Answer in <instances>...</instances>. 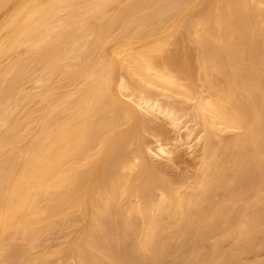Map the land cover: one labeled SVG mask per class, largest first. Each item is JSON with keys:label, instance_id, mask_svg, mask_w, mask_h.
Returning <instances> with one entry per match:
<instances>
[{"label": "bare ground", "instance_id": "1", "mask_svg": "<svg viewBox=\"0 0 264 264\" xmlns=\"http://www.w3.org/2000/svg\"><path fill=\"white\" fill-rule=\"evenodd\" d=\"M0 11V264H264V0ZM181 31L196 36L202 80ZM142 110L175 135L153 126V149ZM184 142L200 147L196 170L166 174L151 153L181 161Z\"/></svg>", "mask_w": 264, "mask_h": 264}, {"label": "rangeland", "instance_id": "2", "mask_svg": "<svg viewBox=\"0 0 264 264\" xmlns=\"http://www.w3.org/2000/svg\"><path fill=\"white\" fill-rule=\"evenodd\" d=\"M4 14H5V12L4 11H0V19L4 16ZM183 30V29H182ZM184 31V30H183ZM182 32V31H181ZM183 34L184 35H186V33L185 32H182V36L181 37H184V38H181L180 39V41L181 42H179V43H181V45L180 46H182V48L183 49H186V50H188V51H190V54L192 55V57H193V59H198V61H195V60H193V62H194V71H195V73H194V76H196V74H197V68H198V66H196V65H198V64H200V62H201V60H200V58H201V54H199L201 51V49L200 48H198V47H196L195 46V44H196V36H194V34H187L188 36L187 37H185V36H183ZM181 35V34H180ZM191 35V36H190ZM195 43V44H194ZM174 45V43H169V44H167V48H166V45H165V48H166V52H165V50H163L160 54H162V55H160L159 54V56L161 57V56H163V54H164V56H166V55H169L170 53H172L173 52V48H175V46L176 45ZM197 45V44H196ZM169 46V47H168ZM164 48V49H165ZM168 50V51H167ZM200 51V52H199ZM165 52V53H164ZM166 54V55H165ZM199 55V56H198ZM200 57V58H199ZM195 62H197L196 64H195ZM200 68V67H199ZM199 70V69H198ZM197 75H199V77H200V79H201V76H202V74H201V72H200V70L198 71V74ZM199 77H197V79H194V81H193V83H192V85H193V87H194V89H195V91H196V87H197V85L195 86L194 84L196 83V84H198V82L200 81H198V78ZM195 78V77H194ZM183 79V80H182ZM179 80L181 81V84H183V82H186V81H188L187 80V78L185 79V78H179ZM202 80V79H201ZM180 81H179V83H180ZM190 81V80H189ZM198 81V82H197ZM190 82H188V84H189ZM185 84V83H184ZM183 84V85H184ZM187 84V83H186ZM199 89H201V91H203L202 93H201V91L200 92H198L197 94H199L200 96H197V97H200L202 100L203 99H208L209 98V95H210V93H209V90L205 87V85H204V82L203 81H201V82H199ZM199 89H197V90H199ZM155 90L156 91H159L158 90V88L156 87L155 88ZM165 92H168L169 94H172V93H170L171 91H165ZM201 93V94H200ZM176 95V96H175ZM202 95V96H201ZM205 95V96H204ZM172 96H173V98H174V100H178V101H184V99L186 100V98H188V97H186L185 95H180V94H178V93H173L172 94ZM185 98H184V97ZM121 97H123V99L124 100H127V101H130L128 98H126V97H124V96H121ZM190 99V101L187 99V102H189V104H191V102L194 104L195 102H196V97H195V99L194 98H189ZM193 100L195 101V102H193ZM178 101H176L177 102V104L179 103V105L180 104H183V107L186 105V107L189 109V110H194V108H195V106H193L192 104L191 105H188L187 104V102H185V104L183 103V102H178ZM189 106H192V108H190ZM196 109V108H195ZM188 110V111H189ZM142 112V116H143V118L146 120L147 118H148V122L150 123L149 125H151L150 127H151V129L152 130H149L148 129V131H146V132H144V135H146L145 137H146V140L147 141H149V143L151 144V146H152V148L154 149L155 147V144H156V135H155V133H157V131H158V128L160 127V126H163V128H161L160 130H165L166 132H168V134L170 135V136H174L175 134H172V133H175V127L173 128V126L171 125V124H169L168 122H165L164 120L165 119H163V118H161V117H155V115H152V114H149L148 112H146V111H141ZM146 113V114H145ZM149 119H151V120H149ZM187 118L186 117H184V121L186 120ZM147 122V123H148ZM189 124L191 123V122H188ZM166 126H165V125ZM155 125H157L158 126V128H157V126H155ZM153 126H154V128H157V131L154 129L153 130ZM166 127V128H165ZM166 129H168V130H166ZM170 130V131H169ZM237 131L238 130H240V129H236ZM236 130H225V131H223V132H221V135H223L224 137H227V138H230V137H233L234 136V134L237 132ZM150 132H152V133H150ZM148 135V136H147ZM229 136V137H228ZM148 137V138H147ZM132 143V144H131ZM185 143V142H184ZM182 143L179 147L180 148H178V153H180L179 155H180V158H181V161L180 160H176V161H172V160H170L166 155H162V154H154V153H151V156H152V158H153V160L155 161L156 160V163L157 164H160L164 169H165V171L167 172L166 174H171V173H184V172H186V170L188 169V171H187V173L188 172H190V171H194V170H196L195 168L197 167L196 165H198V162H197V160H200V156L197 154V153H199V151H197V149H199L200 147H194V148H189V146H188V144L187 143ZM128 148H130V149H133L134 147H135V138H134V140H133V138L131 139V141H129V143H128ZM186 148V149H185ZM192 149V150H191ZM193 152V153H192ZM177 153V154H178ZM153 154V155H152ZM183 155V156H182ZM197 155V156H196ZM193 157V158H192ZM196 158H198V159H196ZM183 159V160H182ZM179 162L178 164L176 163V162ZM182 161H184V162H182ZM193 162L194 163H196L195 165L193 164ZM192 164V165H191ZM194 166V167H193ZM196 166V167H195ZM176 171V172H175ZM193 173V172H192ZM189 174V173H188ZM191 174V173H190ZM184 185V184H183ZM182 185V187L184 188L186 185H184L183 186ZM61 236V237H60ZM60 237V238H59ZM62 237H64L62 234H59L58 235V237L56 236V238H54L53 240L52 239H50V241H52L51 243H54V242H58L59 241V239H60V241H64L65 240V237L64 238H62ZM59 238V239H58ZM61 238H62V240H61ZM209 238V237H208ZM208 238H206L205 240H202V241H200V244H197V245H200V246H197V249L198 248H200V249H198V250H200L201 252H206V251H208V248H211V246H212V243H215L216 242V239H214L215 241H213V238L214 237H210L209 239ZM56 239H58V241H56ZM206 241H207V243H206ZM209 241H211V244H210V242ZM226 241H229V240H226ZM21 242H24V241H22L21 240ZM224 242V241H223ZM221 242V244H220V246L221 247H226L225 245H227V242ZM222 243L224 244V245H222ZM229 244V243H228ZM214 245V244H213ZM206 246V247H205ZM228 246V245H227ZM201 248H204L203 250L201 249ZM206 249V250H205ZM249 254V255H248ZM252 254V255H251ZM254 254L253 253H247L246 254V259L247 260H252V258H254ZM264 257V250H262V252L260 251L259 252V254H258V257ZM249 258H251V259H249Z\"/></svg>", "mask_w": 264, "mask_h": 264}]
</instances>
